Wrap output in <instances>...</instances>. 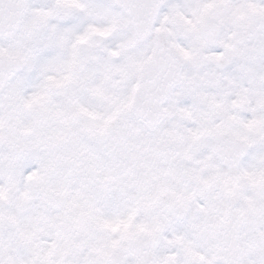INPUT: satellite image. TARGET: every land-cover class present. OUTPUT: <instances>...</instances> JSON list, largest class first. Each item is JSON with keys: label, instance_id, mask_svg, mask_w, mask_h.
Returning <instances> with one entry per match:
<instances>
[{"label": "snow or ice", "instance_id": "6c2138e0", "mask_svg": "<svg viewBox=\"0 0 264 264\" xmlns=\"http://www.w3.org/2000/svg\"><path fill=\"white\" fill-rule=\"evenodd\" d=\"M0 264H264V0H0Z\"/></svg>", "mask_w": 264, "mask_h": 264}]
</instances>
